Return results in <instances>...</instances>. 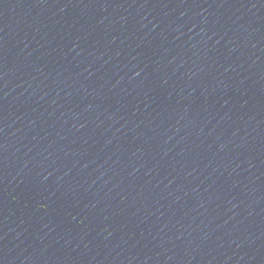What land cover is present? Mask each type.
<instances>
[{
	"label": "water",
	"instance_id": "95a60500",
	"mask_svg": "<svg viewBox=\"0 0 264 264\" xmlns=\"http://www.w3.org/2000/svg\"><path fill=\"white\" fill-rule=\"evenodd\" d=\"M0 264H264V0H0Z\"/></svg>",
	"mask_w": 264,
	"mask_h": 264
}]
</instances>
